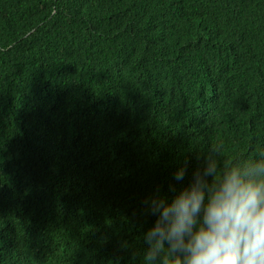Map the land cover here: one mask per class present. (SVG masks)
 Wrapping results in <instances>:
<instances>
[{
    "label": "trees",
    "instance_id": "obj_1",
    "mask_svg": "<svg viewBox=\"0 0 264 264\" xmlns=\"http://www.w3.org/2000/svg\"><path fill=\"white\" fill-rule=\"evenodd\" d=\"M217 142L264 149V0H0V264H144Z\"/></svg>",
    "mask_w": 264,
    "mask_h": 264
},
{
    "label": "clouds",
    "instance_id": "obj_2",
    "mask_svg": "<svg viewBox=\"0 0 264 264\" xmlns=\"http://www.w3.org/2000/svg\"><path fill=\"white\" fill-rule=\"evenodd\" d=\"M224 153L222 142L211 144L192 183L170 203L145 200L158 218L145 233L144 264H264V149L245 161Z\"/></svg>",
    "mask_w": 264,
    "mask_h": 264
}]
</instances>
